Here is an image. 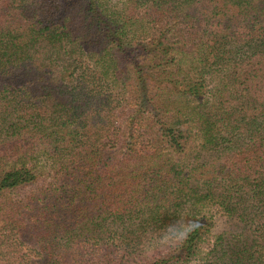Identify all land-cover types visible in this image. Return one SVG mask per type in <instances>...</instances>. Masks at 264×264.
<instances>
[{
	"label": "trees",
	"instance_id": "1",
	"mask_svg": "<svg viewBox=\"0 0 264 264\" xmlns=\"http://www.w3.org/2000/svg\"><path fill=\"white\" fill-rule=\"evenodd\" d=\"M194 259L264 264V0H0V264Z\"/></svg>",
	"mask_w": 264,
	"mask_h": 264
},
{
	"label": "rangeland",
	"instance_id": "2",
	"mask_svg": "<svg viewBox=\"0 0 264 264\" xmlns=\"http://www.w3.org/2000/svg\"><path fill=\"white\" fill-rule=\"evenodd\" d=\"M39 186H41V183L32 186V188L30 189H35ZM30 189H26L24 190V192ZM206 210H207V214L212 217L211 219L212 226H211L209 234L205 236V239L203 241L204 247H206L207 243L210 242V240H212L213 235L215 233H217L221 229L226 228L230 225V221L227 220V218L221 213V211L217 207L210 206L206 208ZM196 262H197V259H194L190 264H195Z\"/></svg>",
	"mask_w": 264,
	"mask_h": 264
}]
</instances>
